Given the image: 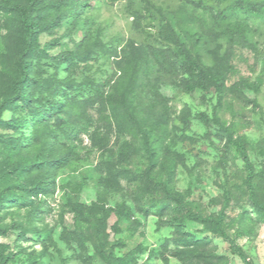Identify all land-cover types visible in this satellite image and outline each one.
I'll use <instances>...</instances> for the list:
<instances>
[{
	"label": "rangeland",
	"instance_id": "1",
	"mask_svg": "<svg viewBox=\"0 0 264 264\" xmlns=\"http://www.w3.org/2000/svg\"><path fill=\"white\" fill-rule=\"evenodd\" d=\"M87 1L83 10L85 25L82 22L65 24L52 34L40 35L41 45H48L50 54L73 48L84 36L93 49L90 57L77 62L72 70L45 58L38 72L41 78L68 77L81 85V89L67 90L66 109L61 114L62 119L81 128L80 140L75 144L76 155L59 172L53 193L35 198L33 207L8 208L2 213L1 223L8 231L0 236V243L9 245L15 264L24 263L30 252L41 253L44 264H84L77 256L78 244L63 234L64 230L74 227L73 214L65 206L66 199L80 197L87 205L96 203L110 209L105 229L107 246L117 240L123 243L113 246L114 252L124 255L140 243L147 247L131 264H185L170 253L182 246L175 241L179 235L168 223L169 215L161 216L157 212L162 194L140 196L137 183L120 176L112 179L110 173L111 169L134 170L137 167L143 170L147 166L140 154L120 158L121 143L124 139L131 141L118 127L120 110L136 104L160 118L159 103H163L168 114V128L179 124L178 116L184 107L189 108L192 116L185 133L193 141L185 140L176 146L185 155V165H179L176 170V189L189 188L191 195L187 200L195 211L203 214H216L224 207L230 218L235 219L244 210L252 217L246 233L236 234V224L227 227L245 259L231 252L229 242L204 231L201 224L184 222L183 231L209 240L198 248L192 264H264V222L256 220L250 204L249 190L243 184L242 160L230 156L225 167L219 166L224 140L218 134V126L194 117L199 111L209 116L216 113L236 134L245 135L250 142L247 151L255 171L264 174V152L257 148L264 138V12L246 15L239 11L238 16L235 15L249 22L248 38L252 46L232 47L214 28L216 12L224 10L230 14V0ZM169 17H174V24L178 21L187 30L186 34L180 32L187 45L196 41L195 50H190L202 63L228 64L231 67L229 82L240 77L258 81V92L246 91L243 99L227 95L218 105L212 93L182 91L178 78L160 70L152 60L153 51L173 47L161 36ZM4 32L1 19L0 34ZM10 115L8 111L3 113L5 119ZM8 133L12 131L0 128V134ZM103 179L116 182L111 189L103 188L100 185ZM259 179L263 190L257 196L264 199V177L257 176L256 180ZM225 190L229 191L227 203ZM18 223L40 229L43 234L35 239L29 235L21 237ZM87 246L93 254L91 240L87 241ZM152 249L156 252L150 253Z\"/></svg>",
	"mask_w": 264,
	"mask_h": 264
},
{
	"label": "trees",
	"instance_id": "2",
	"mask_svg": "<svg viewBox=\"0 0 264 264\" xmlns=\"http://www.w3.org/2000/svg\"><path fill=\"white\" fill-rule=\"evenodd\" d=\"M87 5V0H0V20H3L5 27V32L0 34V128L12 131L6 135L0 134V236L8 231L1 223L2 213L8 208L33 207L35 198L53 193L59 172L76 155L75 144L80 140L81 128L62 119L61 114L66 109L67 90L81 89V85L68 77L41 78L38 72L41 60L45 58L58 66L65 64L68 70H72L77 62L89 58L93 49L84 36L74 43L73 48L50 54V47L41 45L40 35L52 34L65 24L83 23V10ZM228 8L229 15L224 10L215 13V31L232 47H251L248 38L251 26L245 17L235 15L238 16L239 11L246 15L263 13L264 0H230ZM173 20L174 17L167 18L161 31L163 40L173 47L153 51L152 60L160 70L178 78L182 91L212 93L218 105L227 95L243 99L246 91L258 92V81L251 82L240 77L229 82L231 67L228 64L210 66L202 63L190 50H195L196 41L187 45L180 33L183 31L186 34L187 30L178 21L175 25ZM159 105L160 118H155L136 104L120 110L118 127L131 139H124L121 143L120 158L140 154L147 166L143 170L123 167L112 171L110 168L112 179L120 176L137 183L140 196L162 194L160 205L155 207L159 215H169L168 223L179 235L175 241L182 246L170 253L185 264H192V257L198 248L209 241L183 231L182 226L186 221L199 223L204 231L229 242L231 252L245 259L234 238L228 234L227 227L236 224V234L246 233L249 230L248 220L252 219L250 212L244 210L234 219L225 213L224 207L216 214H203L192 208L187 200L191 190L180 191L175 187L177 167L185 165V155L176 146L185 140L193 141L185 133L192 116L186 106L178 116L179 124H172L168 128L167 110L163 103ZM5 111L11 114L7 119L3 117ZM194 117L205 124L214 122L218 126V134L224 140L219 166L225 167L230 156L234 160H242L245 172L243 184L249 190L250 204L256 220L264 222V199L257 196L263 190L262 180H256L257 176L263 178L264 174L255 171L247 151L250 145L248 138L236 134L232 126L216 113L209 116L199 111ZM257 148L264 152V138ZM107 181L103 179L101 187L111 189L116 182ZM228 193L225 190V203ZM65 206L73 214L74 227L64 230L63 234L78 244L80 251L77 256L84 264H131L136 262L139 253L147 250L140 243L124 255H119L114 252L113 246L122 245L121 241L107 246L105 229L111 211L103 205H87L80 197H67ZM126 217H130L129 212ZM17 227L21 237L29 235L35 239L43 234L40 229L27 228L22 223H18ZM89 240L93 242V254L88 251ZM154 252L156 250H150V253ZM13 254L9 245L0 243V264H15ZM20 264L44 263L41 262V253L30 252L26 261Z\"/></svg>",
	"mask_w": 264,
	"mask_h": 264
}]
</instances>
